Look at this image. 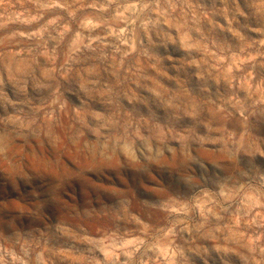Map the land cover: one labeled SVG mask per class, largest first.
<instances>
[{"label":"rangeland","instance_id":"1","mask_svg":"<svg viewBox=\"0 0 264 264\" xmlns=\"http://www.w3.org/2000/svg\"><path fill=\"white\" fill-rule=\"evenodd\" d=\"M0 264H264V0H0Z\"/></svg>","mask_w":264,"mask_h":264}]
</instances>
